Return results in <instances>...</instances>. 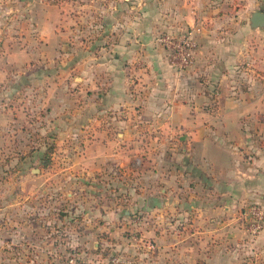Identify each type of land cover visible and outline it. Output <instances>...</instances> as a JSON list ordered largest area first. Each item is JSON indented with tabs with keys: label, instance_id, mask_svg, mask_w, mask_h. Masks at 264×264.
Listing matches in <instances>:
<instances>
[{
	"label": "crops",
	"instance_id": "obj_1",
	"mask_svg": "<svg viewBox=\"0 0 264 264\" xmlns=\"http://www.w3.org/2000/svg\"><path fill=\"white\" fill-rule=\"evenodd\" d=\"M119 1L116 16L104 6V35L80 51L57 30L65 15L56 5L37 17L47 34L35 47L0 35L1 134L31 136L38 126L34 142L22 144L39 162L36 194L56 166L74 190L68 202L93 196L94 205L63 214L87 233L74 240L78 257L120 251L134 264H264V228L253 236L242 216L251 205L264 212V127L247 128V120L264 124V28L247 35V15L229 11L228 0ZM5 2L0 13L11 10ZM177 29L197 45L187 68L157 41L159 30ZM74 52L79 62L65 64ZM37 55L54 70L35 74ZM24 89L32 96H20ZM52 146L54 163L41 168ZM109 181L121 185L110 205L95 191Z\"/></svg>",
	"mask_w": 264,
	"mask_h": 264
},
{
	"label": "rangeland",
	"instance_id": "obj_2",
	"mask_svg": "<svg viewBox=\"0 0 264 264\" xmlns=\"http://www.w3.org/2000/svg\"><path fill=\"white\" fill-rule=\"evenodd\" d=\"M228 1L234 3L230 4L229 11L234 10L235 13H238L237 15H247V35H251L249 31L251 17L258 10L264 13V6L258 5L257 2L254 4L253 1L255 0ZM0 2H5V0H0ZM5 4L9 5L11 10H2L3 12L0 13V35L10 39V42L16 44V47L20 46L19 43H25L26 38H28L27 41L31 45L30 47H35L36 40L34 39L37 38V35L47 34L45 29L42 32L40 31L41 26H39L37 17L45 15L48 7L56 5L63 10V15H65L63 21L57 26V30L63 31L64 35H71L66 38L65 44L69 45L71 50L80 51L84 45H92L93 47L91 42H95L104 35L103 20L101 19V14L103 15L105 10L104 6L112 7L114 11L112 14L114 13L116 16V9L114 8L117 4H120V1L6 0ZM122 12L125 13V11L118 9L119 19L126 20L130 18L131 14L123 15ZM48 27L51 28V26ZM183 30L177 29L167 32L159 30L157 37H177L180 36ZM15 38L18 41H15ZM20 38H22L21 42H19ZM158 43L170 52L165 43ZM249 44L248 42V49L251 46ZM36 45L38 44L36 43ZM36 58L40 59L42 69H40V72H35V74L40 76L54 70L53 66L56 64L48 61V59L39 58L38 55L33 57V59ZM62 59L65 64L75 60V62H79L76 52L73 56H63ZM56 70L58 71L59 68H56ZM13 71L15 76L19 74L16 69ZM0 91L2 90L0 89ZM23 91L24 94H20V96L29 92L24 96V99H27L33 93L30 92V89H24ZM28 111L31 116L30 119L36 122L32 115L34 113L37 115L40 110L35 112V106L32 104L29 106ZM37 127L36 125L35 130H29L33 133L31 136L30 134L28 136V133L21 136V134L12 133L11 131L3 135L1 134L3 132L0 131V264H68L72 259L71 257L75 259H94L87 258L85 255H81L82 257L76 256L80 246H77L74 240L79 235L83 236L87 233L83 231V227L78 226L80 225L78 222L69 220L63 215L67 211L73 213V209L76 207L83 209L85 206L94 205L92 203L94 201L93 196L91 198L87 197L86 200L78 199L68 202L67 193L74 190L69 186V177L61 173L60 168L56 166L53 168L56 172L54 178L50 181L45 179L43 184L38 186V194L35 193L34 185L37 170H39L37 168L39 162L35 160L34 156L36 154L34 151L25 150L22 144L26 140H30L31 143L34 142ZM259 127H264V124L260 125V123L247 120V128ZM14 131H17V129ZM53 158L54 156L51 155V165ZM55 159L58 164V156ZM79 186L80 188L83 187V181ZM129 186L130 183L128 185L124 184L123 191H129ZM119 188H121V185L116 186L115 182L109 181L108 184L101 185L95 191L103 195L106 194L105 203L110 205L111 202L115 201L113 200L115 196L120 193ZM108 195H112L111 200ZM96 203L98 204L97 201ZM70 217L74 218L73 215H70ZM9 237L14 241L7 242ZM49 252L56 255L54 263L50 262L52 258H50ZM46 256L47 258H45Z\"/></svg>",
	"mask_w": 264,
	"mask_h": 264
},
{
	"label": "built area",
	"instance_id": "obj_3",
	"mask_svg": "<svg viewBox=\"0 0 264 264\" xmlns=\"http://www.w3.org/2000/svg\"><path fill=\"white\" fill-rule=\"evenodd\" d=\"M158 42L166 44L170 50L171 58L181 68H187L193 65L195 58L196 42L188 32H182L177 37H157ZM243 220L249 223V231L253 236H257L264 228V212L256 205L246 207L242 213ZM72 259L68 264H134V258L123 252L115 251L107 257L97 259Z\"/></svg>",
	"mask_w": 264,
	"mask_h": 264
},
{
	"label": "water",
	"instance_id": "obj_4",
	"mask_svg": "<svg viewBox=\"0 0 264 264\" xmlns=\"http://www.w3.org/2000/svg\"><path fill=\"white\" fill-rule=\"evenodd\" d=\"M251 26L253 28L261 27L264 28V13L256 12L251 18Z\"/></svg>",
	"mask_w": 264,
	"mask_h": 264
},
{
	"label": "trees",
	"instance_id": "obj_5",
	"mask_svg": "<svg viewBox=\"0 0 264 264\" xmlns=\"http://www.w3.org/2000/svg\"><path fill=\"white\" fill-rule=\"evenodd\" d=\"M53 146L52 147H50L47 151H46V153H45V155H44V157H43V163H42V168H47L48 166H50L51 165V155L53 154Z\"/></svg>",
	"mask_w": 264,
	"mask_h": 264
}]
</instances>
